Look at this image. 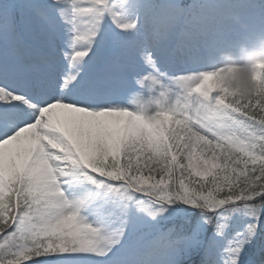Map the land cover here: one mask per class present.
Instances as JSON below:
<instances>
[{
  "label": "snow or ice",
  "instance_id": "6c2138e0",
  "mask_svg": "<svg viewBox=\"0 0 264 264\" xmlns=\"http://www.w3.org/2000/svg\"><path fill=\"white\" fill-rule=\"evenodd\" d=\"M257 32L262 0H0V264L264 252V64L217 71Z\"/></svg>",
  "mask_w": 264,
  "mask_h": 264
},
{
  "label": "clouds",
  "instance_id": "9594fccd",
  "mask_svg": "<svg viewBox=\"0 0 264 264\" xmlns=\"http://www.w3.org/2000/svg\"><path fill=\"white\" fill-rule=\"evenodd\" d=\"M188 7H193V0H188ZM231 19L241 28L247 25L242 20L239 12H233ZM260 40L264 42V33H261ZM264 64V51H251L248 53L247 61L244 64L228 63L217 65V71L222 74L220 81L229 89L230 93L237 98L249 97L255 88L254 74L258 71L257 64Z\"/></svg>",
  "mask_w": 264,
  "mask_h": 264
},
{
  "label": "rangeland",
  "instance_id": "374dc122",
  "mask_svg": "<svg viewBox=\"0 0 264 264\" xmlns=\"http://www.w3.org/2000/svg\"><path fill=\"white\" fill-rule=\"evenodd\" d=\"M258 36V35H257ZM236 38V37H235ZM233 51L230 49L225 50L226 53H231L232 56L229 58L228 62H225L224 64L228 63H236V64H244L247 61L248 53L255 50V51H264V42H262L260 39L258 41H255V44L253 43V38L248 39L244 38L240 40L235 46L232 47ZM220 85L225 88L224 91L228 94L232 95L229 91V89L220 81ZM63 162V161H62ZM61 162V163H62ZM73 162V159H72Z\"/></svg>",
  "mask_w": 264,
  "mask_h": 264
}]
</instances>
